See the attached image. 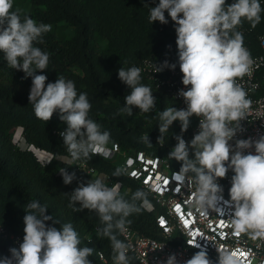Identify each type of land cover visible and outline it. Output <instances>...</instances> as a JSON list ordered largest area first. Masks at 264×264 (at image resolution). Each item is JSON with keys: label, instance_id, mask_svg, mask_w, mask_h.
I'll list each match as a JSON object with an SVG mask.
<instances>
[{"label": "clouds", "instance_id": "obj_1", "mask_svg": "<svg viewBox=\"0 0 264 264\" xmlns=\"http://www.w3.org/2000/svg\"><path fill=\"white\" fill-rule=\"evenodd\" d=\"M13 8L14 0H0V52L8 66L22 70L25 79L31 77L28 100L35 116L46 123L58 112L59 119L67 125L59 135L69 155L61 159L72 165L95 155L109 158L110 133L101 131V126L89 118L92 105L87 93L78 94L75 83L63 76L46 84L47 76L37 74L48 68L50 56L35 44L43 43V35L52 30V25L38 23ZM166 12L175 25L178 63L182 84L187 88L179 90L178 95L186 108L171 106L158 113L157 142L163 146L164 134L174 121H179L181 134L175 136L177 143L168 158L181 163L176 179L187 181L189 188H194L191 206L202 214L209 210L221 212L218 204L224 198L218 179L226 178L231 170L234 175L230 200L224 201L233 209L231 226L237 235L247 234L253 241L264 242V135L255 140L236 139L234 145L229 143L238 132L244 131L241 121L252 103L238 81L250 75L254 60L244 46L243 33L237 28L244 20L255 28L261 22L264 8L260 0H233L231 4L226 0H159L150 8L149 22L167 24ZM176 66L165 60L162 65L155 64L154 72L165 68L175 70ZM141 71L136 66L118 69V78L131 89L118 114L132 116L133 108L142 113L156 108L151 87L141 83ZM193 116L199 118V131L189 143L183 133ZM141 139L152 145L148 134ZM51 161L47 160L45 165ZM59 172L66 185L76 179V174L65 168ZM125 174L127 168L117 167L112 176ZM120 188V183L109 187L101 175L86 184L80 183L71 194L65 195L70 197L68 207L73 212L87 209L98 214L102 227L96 229L97 236L110 241L113 264H131L133 257L128 255L131 245L118 235L125 233L131 224L128 217L142 209L150 210L152 205L147 191L138 189L129 200L121 195ZM152 190H158V186ZM25 211L23 242L19 249H9L10 256L0 257V264H92L89 257L94 249L80 247L81 239L71 223L56 227L59 221L46 215L47 205L39 201L29 202ZM47 221H52V225ZM188 245L199 251L183 264H213L206 247L191 240ZM260 246L257 244V248ZM216 249V264H252L250 251L241 258L238 250ZM164 264H179L176 254L169 255Z\"/></svg>", "mask_w": 264, "mask_h": 264}, {"label": "trees", "instance_id": "obj_2", "mask_svg": "<svg viewBox=\"0 0 264 264\" xmlns=\"http://www.w3.org/2000/svg\"><path fill=\"white\" fill-rule=\"evenodd\" d=\"M232 2L226 0L227 4ZM26 3L31 4V18L38 23L52 25V30L43 35V43L35 44L50 56L48 68L37 72L47 76L46 84L63 76L75 83L78 94L87 93L92 105L89 118L101 126V131L110 133L107 146L121 151L117 161L131 152L168 158L175 137L169 139L164 136L161 146L157 142L159 135L149 131L145 133L152 144L149 146L141 139L145 134L139 131L137 124L123 120L122 114H118V110L124 107V97L131 91L118 78V69L141 68L146 59H152L159 65L165 60L170 64H179L175 25L167 12V24L149 22L150 8L155 7L159 0H14L13 10H19ZM260 3L264 8V0ZM68 29H72V35L68 34ZM237 30L243 33L244 44H248L254 54L261 53L258 38L264 33V12L255 28L244 20ZM141 83L150 86L156 97V108L146 114L159 123L158 113L171 106L177 108L178 102L157 89L143 72ZM31 84V77L25 79L22 70L8 66L0 53V227L19 236L23 242V217L27 204L39 201L41 205H47L46 215L59 221L56 227L71 223L82 236L80 247L94 249L89 257L92 264H106L100 253L112 259L110 241L98 238L95 243H90L86 239L87 233L102 227L98 214L87 209L73 212L68 207L70 197L65 194H71L80 183L86 184L91 180L92 171L105 174L128 188V194L122 195L125 199L130 200L138 189L146 190L127 174L112 176L118 164L99 155L72 165L62 160L61 157L69 154L59 133L67 125L59 119L58 112L46 123L35 116L28 100ZM133 111L141 112L138 108H133ZM191 126L190 118V126L183 133V138ZM19 128L23 129L29 145L52 155L50 163L45 165L32 149H22L14 142V134ZM170 130L181 132L180 122L174 121ZM170 161L180 169V162L175 159ZM60 168L74 172L76 179L64 184ZM148 199L155 206L149 194ZM128 219L131 224L127 227L138 233L161 236L153 210L142 209ZM46 223L52 225V221ZM118 238L124 241L122 234ZM12 247L16 248L14 242L0 234V257L10 256L9 249Z\"/></svg>", "mask_w": 264, "mask_h": 264}, {"label": "built area", "instance_id": "obj_3", "mask_svg": "<svg viewBox=\"0 0 264 264\" xmlns=\"http://www.w3.org/2000/svg\"><path fill=\"white\" fill-rule=\"evenodd\" d=\"M258 44L261 53L254 54L248 44L244 46L251 53L254 60L250 75H246L238 82L243 85L248 98L252 101L246 117L241 121L243 132H238L236 137L230 141L235 144L236 139L254 140L264 135V33L259 36ZM155 63L152 59H146L141 65V72L145 73L154 83L157 89L166 92L172 99L178 102L177 109L186 108L183 98L178 95L179 90H187L182 84V73L179 64H176L175 70L165 68L162 72H154ZM190 87V86H189ZM192 126L184 138L186 142L193 139L199 131V118L191 117ZM177 141L172 144L175 146ZM108 147V146H107ZM111 155L106 160L116 162L119 167L127 168V175L137 181L155 201L150 210H153L156 216V224L160 228V237H153L138 233L136 230L127 227V231L122 234L124 241L131 245L128 255L133 257L131 264H164L171 254H176L179 264L190 259L198 248L188 245L191 240L198 243L201 247H206L209 258L216 264L218 260V248H228L238 250L241 258H244L249 251L253 254L249 257L252 264H261L264 261V242L253 241L247 234H235L231 226V214L233 209L224 201L230 200L229 189L231 187V177L234 173L229 170L226 178L218 179V183L223 188L224 200L218 204L221 212L209 210L202 214L191 206V192L194 188H189L187 181L180 182L175 174L180 169L174 167L173 163L166 157L152 156L146 152L125 153L121 161H117L121 154L120 149L110 148ZM248 150H245L247 154ZM254 153V148L252 149ZM192 153L190 150V157ZM129 160L131 163L129 164ZM135 172V176L130 173ZM92 174L103 175L107 178V183L114 185L109 176L92 171ZM191 175V173H189ZM147 182V183H145ZM121 186H123L121 184ZM158 186V190L155 189ZM125 187V186H123ZM126 188V187H125ZM179 189V190H178ZM129 192V189L126 188ZM122 195V194H121ZM161 221H164L161 224ZM187 221V224L185 223ZM96 228L86 234V239L90 243H95L99 238ZM0 234L4 238L11 239L16 248L19 249L22 240L19 236L9 233L0 227ZM257 244L261 246L257 248ZM162 247V248H161ZM106 264H113L112 259L104 253L100 257Z\"/></svg>", "mask_w": 264, "mask_h": 264}, {"label": "rangeland", "instance_id": "obj_4", "mask_svg": "<svg viewBox=\"0 0 264 264\" xmlns=\"http://www.w3.org/2000/svg\"><path fill=\"white\" fill-rule=\"evenodd\" d=\"M20 12L22 14H27L29 15L30 17H32V13H31V10H32V7H31V4L30 3H26L22 6V8L19 9ZM68 34L69 35H72V29H68L67 30ZM2 55H4L2 52H0ZM122 118L123 120L125 121H134L137 126H138V129L139 131L142 133V134H145L149 131H152V132H155L156 134L160 135L159 133V125L158 123L152 118L150 117L149 115H147L146 113H142V112H138V111H133V115L132 116H128L127 114H122ZM181 132L176 130H168L167 133L164 134V136H167L169 139L171 138H174L176 135H180ZM14 142L19 146L21 147L22 149H32L37 157L43 161V162H46L47 160L51 159L52 158V155L46 151H43V150H39L31 145H29L27 142H26V139L23 135V129L22 128H19L17 129V131L15 132L14 134ZM117 147H120L119 145H116ZM100 176L96 175V174H92L91 175V178L92 179H95V178H98ZM105 183L111 187L113 185H110L107 183V178H105ZM120 192L122 195H127L128 194V191L126 190L125 187L121 186L120 188ZM80 239L82 236H79Z\"/></svg>", "mask_w": 264, "mask_h": 264}, {"label": "snow or ice", "instance_id": "obj_5", "mask_svg": "<svg viewBox=\"0 0 264 264\" xmlns=\"http://www.w3.org/2000/svg\"><path fill=\"white\" fill-rule=\"evenodd\" d=\"M164 223V221H161V224H163ZM185 223L187 224V221H185Z\"/></svg>", "mask_w": 264, "mask_h": 264}]
</instances>
